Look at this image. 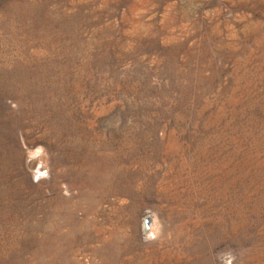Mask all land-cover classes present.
<instances>
[{
  "label": "rangeland",
  "instance_id": "1",
  "mask_svg": "<svg viewBox=\"0 0 264 264\" xmlns=\"http://www.w3.org/2000/svg\"><path fill=\"white\" fill-rule=\"evenodd\" d=\"M0 264H264V0H0Z\"/></svg>",
  "mask_w": 264,
  "mask_h": 264
},
{
  "label": "bare ground",
  "instance_id": "2",
  "mask_svg": "<svg viewBox=\"0 0 264 264\" xmlns=\"http://www.w3.org/2000/svg\"><path fill=\"white\" fill-rule=\"evenodd\" d=\"M40 169H41V168H40ZM39 171H40V170H39ZM154 226H155V225H154ZM155 227H156V226H155ZM151 228L153 229V223H152V227H151ZM152 229H151V230H152ZM153 231H154V230H153ZM150 232H151V231H150Z\"/></svg>",
  "mask_w": 264,
  "mask_h": 264
}]
</instances>
